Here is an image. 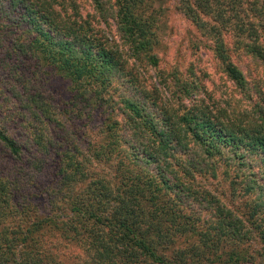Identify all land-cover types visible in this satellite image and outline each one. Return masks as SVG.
<instances>
[{"label": "trees", "instance_id": "trees-1", "mask_svg": "<svg viewBox=\"0 0 264 264\" xmlns=\"http://www.w3.org/2000/svg\"><path fill=\"white\" fill-rule=\"evenodd\" d=\"M90 1L115 23L126 58L70 0H0V264H66V245L81 248L83 264H264V99L230 113L194 102L157 111L156 89L131 62L159 67L166 0ZM177 2L251 100L234 60L243 52L264 66V0ZM187 85L175 79L179 100ZM65 93L102 116L98 146L79 150L64 131L56 136L69 126ZM14 125L35 147L27 158ZM93 162L111 180L95 176ZM218 168L240 190V207L189 185Z\"/></svg>", "mask_w": 264, "mask_h": 264}, {"label": "rangeland", "instance_id": "rangeland-1", "mask_svg": "<svg viewBox=\"0 0 264 264\" xmlns=\"http://www.w3.org/2000/svg\"><path fill=\"white\" fill-rule=\"evenodd\" d=\"M70 1L78 7L81 16H89L88 19L92 26L106 38L111 46L118 48L122 58H126L128 52L119 38L115 23L111 19L106 23L98 19L94 14L90 0ZM108 1L111 3V0ZM162 8L161 18L163 25L160 44L157 48V54L160 59L159 67L151 69L146 65L131 60V67L133 70H136V73L143 81L145 80L144 85L146 87L153 85L156 89V95L158 96V102H156L157 111L162 107L174 108L176 110L183 104L189 106L194 102L197 105L203 104L204 106H208L213 111L222 109L230 113L233 111H243L249 108L250 104L255 102L256 99H264V66L243 52H240L235 57L234 62L246 79L247 87L249 88L247 93L251 100L243 96L241 97L235 85L225 76L219 61L213 54L209 39L196 29L186 15L179 10L177 0H166ZM227 40L229 43L233 42L230 38ZM170 73L172 74L169 75ZM176 78L178 81L186 82L188 88L192 86L190 94L183 98V100H179L180 94L173 93L172 85ZM115 83L120 94H133L131 87L124 90L123 87H118L117 81ZM141 86L145 88L142 84ZM167 86L168 90L166 89ZM68 94L65 93V97L62 100L60 99L62 101L60 106L64 107L68 112V116L70 117L69 126L67 127V124H65L64 128L57 129L55 132L56 136H60L64 131L70 137L69 142L72 143V147L79 150H83L87 145L90 147L98 146L104 135L100 133L102 129V116L98 115L96 110L84 109L82 104L77 101H69ZM113 100L116 101V95H114ZM200 100L202 102H196ZM56 110L58 111L57 108ZM124 112L122 109L117 111L119 122H124V118L127 115H124ZM13 131L18 132L20 136L19 142L25 145L26 151L23 157L27 158L35 150L34 145L31 144V140L26 138V131L22 129L21 125H14ZM188 150L186 154L190 155L189 153L193 150V147L190 145ZM92 152H94L92 156H95L96 152L93 149L88 154H92ZM129 153L130 150L126 152V154ZM41 154L43 156L46 155L45 153ZM85 154L86 152H83V156L86 159L92 160L90 155L85 156ZM174 155L176 158H184L178 152H174ZM227 155L229 156V154ZM46 157L47 155L44 156V158ZM92 164L97 167L96 170L99 169L97 173H94L95 176L111 180L113 176L112 171L105 167H100L95 162ZM17 165L20 166V162ZM251 170L257 172V167H252ZM224 171L225 168H218L213 176L208 171L194 175V183L190 181L189 185L193 190H197V194L200 191L203 194L210 192L217 197L218 193L223 194L232 204L240 207L241 199L235 195L236 191L238 193L240 190L229 186L230 179L224 175ZM230 194H232V197ZM190 200L186 196L183 197L184 204H190ZM221 200L224 199L221 198ZM200 208L201 206L198 204L193 207V210L199 213ZM200 214L203 217L201 212ZM60 252L62 254L60 258L66 257L68 259V263L65 262L66 264H83V260L84 262L86 261V255L81 251L80 247L66 245L60 247Z\"/></svg>", "mask_w": 264, "mask_h": 264}]
</instances>
